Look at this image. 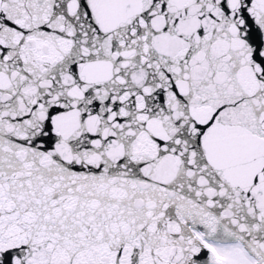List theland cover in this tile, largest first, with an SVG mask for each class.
<instances>
[{
  "label": "snow or ice",
  "instance_id": "snow-or-ice-1",
  "mask_svg": "<svg viewBox=\"0 0 264 264\" xmlns=\"http://www.w3.org/2000/svg\"><path fill=\"white\" fill-rule=\"evenodd\" d=\"M0 264H264V0H0Z\"/></svg>",
  "mask_w": 264,
  "mask_h": 264
}]
</instances>
